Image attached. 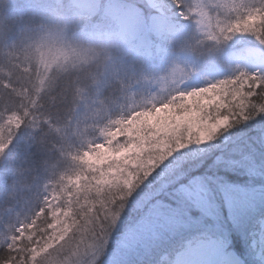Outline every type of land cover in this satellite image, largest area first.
<instances>
[{
    "label": "trees",
    "instance_id": "1",
    "mask_svg": "<svg viewBox=\"0 0 264 264\" xmlns=\"http://www.w3.org/2000/svg\"><path fill=\"white\" fill-rule=\"evenodd\" d=\"M127 1L146 8L143 0ZM252 1L242 8L240 3L231 7L225 0H218L213 7L218 11L215 18L225 25L230 21L231 28L236 26L235 34L255 33L258 37L264 31V17L252 11L259 4L256 0L257 5H252ZM4 8L0 10V225L3 226L0 238L8 232L7 224L16 222L18 215L36 217L32 231H37L46 217L47 204L35 206V202L46 194L64 201L66 196L75 193L73 186L81 194H91L99 180L96 175L101 172H113V178L136 176L140 166H146L148 161H153L152 166L154 162L159 165L176 152L177 143L181 148L195 145L200 131L212 138L216 133L210 127L217 121L225 118L235 124L264 110V92L258 97L256 93L261 83L254 87V82L245 83V77L234 76L232 67L216 53L214 40L220 34L195 35L188 29L173 39L165 57L138 55L114 41L101 45L91 43L83 52L87 56L85 62L72 67L67 61L48 65L51 54L47 60L45 57L38 60L22 42L24 23L35 27L43 24L40 18L24 14L19 21H14ZM237 9H241L239 14ZM244 19L255 20L251 21L253 26L249 30L246 22H240ZM79 45L74 47L85 49ZM49 47L53 45L50 43ZM75 50L70 48L68 54ZM195 79L206 88L210 86L209 89L224 88V95L218 92L215 105L184 109L185 114L180 118L183 121L170 123L169 128L165 123L150 130L142 127L124 131L135 117L150 116L164 104L185 105V96L196 94L186 92L187 84ZM111 136L116 137L112 146L118 145L111 155L126 149L132 138L138 136L145 141L119 160L105 158L97 152L89 163L84 152H92L93 146L102 141L108 143ZM196 144L199 145L198 141ZM161 145L165 148L159 151ZM137 151L140 156L136 155ZM141 175L139 171L138 176ZM75 178L80 179L79 183L70 182ZM110 189L107 194L118 198L119 187ZM234 240V247L241 250L236 237ZM170 244L177 249L181 239L176 237ZM167 260L166 255L160 264Z\"/></svg>",
    "mask_w": 264,
    "mask_h": 264
},
{
    "label": "snow or ice",
    "instance_id": "2",
    "mask_svg": "<svg viewBox=\"0 0 264 264\" xmlns=\"http://www.w3.org/2000/svg\"><path fill=\"white\" fill-rule=\"evenodd\" d=\"M256 8L257 15L264 13V0ZM137 9L133 12L126 0H41L33 8L48 20L75 22L86 34L107 33L110 41L145 56L151 55L158 20L169 32L187 23L183 2L171 4L163 17H152L151 26L142 6ZM214 43L234 76L260 81L257 97L264 92V31L258 37L221 34ZM214 131L207 142L173 152L132 189L121 190L107 230L101 229L103 238L92 247L77 246L79 264H145V256L149 264H160L165 255L169 264H247L233 240L251 244L250 224L264 225V111ZM176 237L182 241L179 250L170 244ZM259 242L264 249V228ZM39 259L37 248L25 244L19 232L0 244V264Z\"/></svg>",
    "mask_w": 264,
    "mask_h": 264
},
{
    "label": "rangeland",
    "instance_id": "3",
    "mask_svg": "<svg viewBox=\"0 0 264 264\" xmlns=\"http://www.w3.org/2000/svg\"><path fill=\"white\" fill-rule=\"evenodd\" d=\"M143 1L146 4V8H142V13L147 17L149 26L152 25V17H163L165 15V9L170 8L171 4L183 2L186 7V13L184 15L187 23L181 24L175 31L169 32L168 26L167 24H165L166 22L163 20H158L157 23L159 25V31L158 33L153 34V47H155L156 50H160L157 54L160 57H165L167 55V48L170 47L172 39L174 37H177L181 33H184L188 29L193 30L195 32V35L197 33L198 35L204 36H211L210 34L231 35L236 31V26H233V28H231L232 24L230 21H228V25L230 24L228 26L225 25L224 21H217V19L215 18V16H217L218 14V11L214 10L213 7L215 6L214 3H217L218 0ZM248 1L250 0H243L241 2L239 0H225V2L231 7H236L240 3L242 8H245L247 6ZM257 1L259 2V0ZM257 1L253 0L251 4L257 5ZM39 2H41V0H0V10L5 7L3 11L7 10V16L13 17L14 21H19L22 15L28 14L29 17L38 16L43 22V24H39L35 27H28L24 23L25 33L24 37L22 38V42H25V45L28 46V48L32 49L34 58L41 60L42 57H45V60H47V55L51 54L50 58L47 60L48 65H58L59 63L67 61V64L72 67L86 61L87 56H85V53L83 52L86 50L88 44L97 43L101 45L104 42L106 44L110 42L107 33L102 36L89 35L85 33L83 28L77 27V24L75 22L66 24L63 19L59 17L53 18L51 20L46 19L42 13L33 10L34 6ZM48 2H51V0H48ZM99 2H101V0H99ZM105 3H107V1ZM126 3L132 6L133 12L138 11L135 4L128 1H126ZM227 8L228 10H232L229 7ZM9 10H11V12ZM252 11H257V8L252 9ZM240 12L241 9L236 10L237 14H239ZM249 13L252 12L249 11ZM213 16L215 19L213 18ZM262 16L264 17L263 13ZM242 17L244 18L246 17V15L244 14ZM245 20L246 19L240 22H246V26L249 30V28L253 26L252 22H255V20H251L252 22ZM21 26L22 25H20L19 27ZM225 27L227 29L222 30V28ZM69 30H72V32L70 31L72 35H70V32H67ZM50 43L51 46L53 45V48L49 47ZM75 45H83L85 49H77L76 47H74ZM70 48L76 49L73 54H68ZM245 78V83L248 80V82H254V87L258 86V83H261L258 80L251 81L247 77ZM201 85L202 84L197 79L187 84L186 92L189 93L194 91L196 93L192 95L188 94L185 96L188 104H178L175 107H172L169 104H164L158 108H155L154 112L150 116L149 114H143V116L140 118L139 116L135 117V119L130 122V125L124 128V131L130 132L132 128L141 129L142 127L148 128V130H150L149 128L155 125L164 126L166 123L167 127L170 123L173 122L181 123L183 119L180 118L185 114L184 109L188 110L203 107L206 108L207 104H214L216 100L219 99L218 92L224 95L223 92L225 91V89H220V86H215L210 89V86H207V88L203 87L201 88L202 90H199L198 87H200ZM246 86L249 85L247 84ZM200 98H202V100H200L199 102ZM258 109L259 108H257L256 110ZM252 110H255V108ZM181 112L182 114L179 115ZM255 115H257V113H255L252 117H254ZM141 123L142 125H140ZM226 123H228V121L225 118L221 119L217 121L215 125H212L210 129L214 131V129H218V127H225ZM127 124H129V122L125 125ZM193 131H196V128H193ZM138 138V136L132 138L131 142L128 143L126 149L111 155V151L118 146L114 144L112 146V143L116 141V137L111 136L108 143L102 141L99 144H95V146H93V151H85L83 156L89 163H92L93 158L97 155V152H99V154L101 156H104L105 158L108 157L109 159H111L113 157L115 160H119L121 157H126L132 154L138 147H140L141 144L144 143L145 140H143L142 137V139ZM208 139L209 137L202 131L198 133L197 141L199 144L207 142ZM197 141H195V145H197ZM97 147L100 150H98ZM176 147V151H178L179 149H181L182 145H179L177 143ZM164 148L165 146L161 145L158 150L160 151ZM163 152L166 153V151ZM136 155L140 156V152L137 151ZM131 160L132 159H127L125 161ZM152 162L153 161H148V164H146V166H140L141 168L139 167L140 170L136 172V176L129 175L127 177L125 175H119L116 178H113L115 176L113 172H101L97 174L96 178H99V180L97 181V184L95 183V185H97L96 188H98L99 191L94 187V190L91 192V194H81L82 191L77 190V186L72 187L75 193L66 196L64 201H62V199L59 200L58 197H55L54 200V198L46 194L44 197L39 199L37 203L35 202V206L41 203L47 204L45 205L47 214L41 227H39L37 231H32L34 230L32 226L37 220L36 217L30 219V215H18L16 216V222L7 224L8 232L0 238V244L4 243L5 240L10 239L13 231L19 232L20 238L23 239L25 244L30 245L32 248H37V250L39 251L40 259L37 264H79L80 258L78 255H76L77 246L80 245L81 248H83L84 246L92 247L97 244L98 238H103L104 233L101 231V229L103 228L107 230L108 225L111 222L112 206L120 199L121 190L132 189L139 182H141V180L147 174H150L151 171L158 166L156 162H154L152 166ZM139 171L142 173L141 176H138ZM123 176L124 178H122ZM78 178H75L70 182L77 184L80 181V179ZM237 179L243 182L246 178L238 177ZM115 186L119 187L120 195L118 196V198H114L111 195L107 194L108 191L112 190L110 188L114 189ZM39 209H42V207H40ZM38 212H40V210ZM258 212L259 198L257 199V213ZM101 221H106V223L101 224ZM93 226L95 227V231H92ZM261 228H264V225H260L258 220L250 224L251 230L249 232V238L253 241L251 244L245 242L243 245H241L239 238L236 237L239 245H241L240 248L245 260L252 264H264V249L261 248L259 242ZM234 241L235 240H233V243ZM45 253H47V255H45ZM165 256L162 257L164 258ZM162 257L160 258V261ZM149 259V257L145 256V263H149Z\"/></svg>",
    "mask_w": 264,
    "mask_h": 264
},
{
    "label": "bare ground",
    "instance_id": "4",
    "mask_svg": "<svg viewBox=\"0 0 264 264\" xmlns=\"http://www.w3.org/2000/svg\"><path fill=\"white\" fill-rule=\"evenodd\" d=\"M157 27H159L158 23H157Z\"/></svg>",
    "mask_w": 264,
    "mask_h": 264
}]
</instances>
